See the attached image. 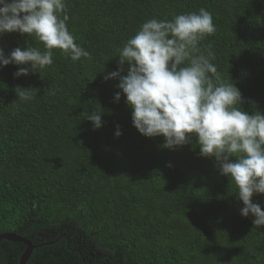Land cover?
<instances>
[{
    "label": "trees",
    "instance_id": "16d2710c",
    "mask_svg": "<svg viewBox=\"0 0 264 264\" xmlns=\"http://www.w3.org/2000/svg\"><path fill=\"white\" fill-rule=\"evenodd\" d=\"M201 8L216 26L201 52L215 54L245 111L264 114V0H66L68 30L91 59L53 49L40 73L0 67V233L32 242L28 264H264V226L240 215L215 159L195 140L170 150L142 135L118 79L104 78L144 22ZM18 46L44 51L34 36H0L6 55ZM20 87L37 95L21 101ZM92 110L103 111L99 129L84 118ZM252 199L264 210V194ZM0 245V264H19L25 244Z\"/></svg>",
    "mask_w": 264,
    "mask_h": 264
},
{
    "label": "clouds",
    "instance_id": "9594fccd",
    "mask_svg": "<svg viewBox=\"0 0 264 264\" xmlns=\"http://www.w3.org/2000/svg\"><path fill=\"white\" fill-rule=\"evenodd\" d=\"M68 19L66 0H0V36L27 34L44 47L42 52L18 46L7 55L0 47V67L20 66L14 77L40 73L53 64V49H60L73 63L90 60L91 53L69 32ZM215 33L213 16L205 8L172 20L150 19L118 50L119 67L104 78L118 79L116 87L125 95L133 126L142 135L162 136L161 147L170 150L195 140L200 156L214 158L220 175L236 186L243 202L240 215H251L253 225L260 228L264 210L252 198L264 194V114L245 111L239 88L225 82L212 63L215 54L201 52L200 42ZM125 63L127 72L122 75ZM36 95L30 87L17 92L25 102ZM120 98L118 91L114 101ZM102 115L103 111L92 110L84 118L99 129ZM114 135H122L119 125Z\"/></svg>",
    "mask_w": 264,
    "mask_h": 264
},
{
    "label": "water",
    "instance_id": "95a60500",
    "mask_svg": "<svg viewBox=\"0 0 264 264\" xmlns=\"http://www.w3.org/2000/svg\"><path fill=\"white\" fill-rule=\"evenodd\" d=\"M3 240L20 242L25 244L26 248L20 257L19 264H28V260L31 257L32 252L35 248V246L28 238L18 235L15 232H2L0 233V242Z\"/></svg>",
    "mask_w": 264,
    "mask_h": 264
},
{
    "label": "flooded vegetation",
    "instance_id": "af4514ba",
    "mask_svg": "<svg viewBox=\"0 0 264 264\" xmlns=\"http://www.w3.org/2000/svg\"><path fill=\"white\" fill-rule=\"evenodd\" d=\"M0 249L2 250L3 249V247H2V245H0ZM0 256H1V254H0ZM16 254H14V260H16Z\"/></svg>",
    "mask_w": 264,
    "mask_h": 264
}]
</instances>
